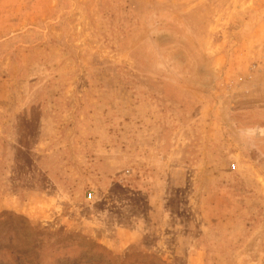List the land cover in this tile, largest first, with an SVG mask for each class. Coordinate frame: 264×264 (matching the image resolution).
Masks as SVG:
<instances>
[{"label":"rangeland","instance_id":"1","mask_svg":"<svg viewBox=\"0 0 264 264\" xmlns=\"http://www.w3.org/2000/svg\"><path fill=\"white\" fill-rule=\"evenodd\" d=\"M0 264H264V0H0Z\"/></svg>","mask_w":264,"mask_h":264}]
</instances>
